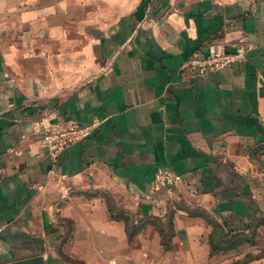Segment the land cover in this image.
Segmentation results:
<instances>
[{
    "label": "crops",
    "instance_id": "obj_1",
    "mask_svg": "<svg viewBox=\"0 0 264 264\" xmlns=\"http://www.w3.org/2000/svg\"><path fill=\"white\" fill-rule=\"evenodd\" d=\"M53 124L92 127L55 164ZM254 146L264 171V0H0V264H231Z\"/></svg>",
    "mask_w": 264,
    "mask_h": 264
},
{
    "label": "built area",
    "instance_id": "obj_2",
    "mask_svg": "<svg viewBox=\"0 0 264 264\" xmlns=\"http://www.w3.org/2000/svg\"><path fill=\"white\" fill-rule=\"evenodd\" d=\"M245 59L242 52L212 54L209 57L196 56L190 59V67L198 74L205 75L215 70H222L231 67L235 63ZM91 126H70L61 127L53 124L43 132V143L47 149L50 161L55 164L63 149L74 142L86 138L91 132ZM180 175L169 171H159L155 175L156 187H173L181 182Z\"/></svg>",
    "mask_w": 264,
    "mask_h": 264
},
{
    "label": "rangeland",
    "instance_id": "obj_3",
    "mask_svg": "<svg viewBox=\"0 0 264 264\" xmlns=\"http://www.w3.org/2000/svg\"><path fill=\"white\" fill-rule=\"evenodd\" d=\"M21 47H24L25 49L27 48L25 44L24 45L22 44ZM89 78L91 77L90 76L84 77L85 80ZM70 92L71 90L69 89L67 91V95H69ZM248 161L251 164L248 170V175L249 172H251L252 175H254L253 176L254 178L259 179V176L261 175H262L261 177L264 178V171H261L262 169L259 166V158L257 155H255V146L253 147V149L250 150ZM255 162L257 163L255 164ZM255 168H257V170H255ZM172 188L170 189L172 190ZM259 191L260 189H257V193ZM126 224L127 227L132 230L139 227V223L136 224L135 220L132 221L130 217L126 218ZM253 226H254L253 228L255 229L250 230V235H245V233H238V232L234 233V231L229 230V233L227 234L228 237L226 243L229 250V255H233V257L236 258L231 264H244L246 262H249V260L253 258L252 251L250 249L253 242L255 244V262L264 259V216H260L257 219H255V224ZM245 243L246 245L249 246L250 250L249 251L244 250L243 252H241L240 249L243 246V244L245 245Z\"/></svg>",
    "mask_w": 264,
    "mask_h": 264
},
{
    "label": "water",
    "instance_id": "obj_4",
    "mask_svg": "<svg viewBox=\"0 0 264 264\" xmlns=\"http://www.w3.org/2000/svg\"><path fill=\"white\" fill-rule=\"evenodd\" d=\"M11 264H43L40 259H31V260H25V261H19Z\"/></svg>",
    "mask_w": 264,
    "mask_h": 264
}]
</instances>
